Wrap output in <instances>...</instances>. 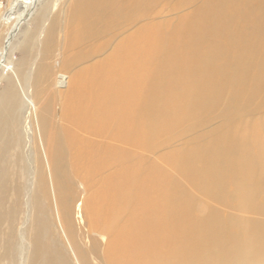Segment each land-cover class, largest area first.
Returning <instances> with one entry per match:
<instances>
[{"label": "bare ground", "instance_id": "6f19581e", "mask_svg": "<svg viewBox=\"0 0 264 264\" xmlns=\"http://www.w3.org/2000/svg\"><path fill=\"white\" fill-rule=\"evenodd\" d=\"M32 1L17 0L18 19ZM189 1L67 0L57 41L52 18L28 86L35 181L24 264H89L74 242L77 177L89 191V251L103 264H264V0H200L174 26L148 22L155 6ZM6 80L0 262L22 219L25 170L23 100ZM173 139L182 143L159 157L165 166L131 150Z\"/></svg>", "mask_w": 264, "mask_h": 264}, {"label": "rangeland", "instance_id": "374dc122", "mask_svg": "<svg viewBox=\"0 0 264 264\" xmlns=\"http://www.w3.org/2000/svg\"><path fill=\"white\" fill-rule=\"evenodd\" d=\"M66 1L67 0H33L29 5V7L26 8L25 12L22 13V16L18 19L17 16L19 10L21 11L22 9L18 8L17 0H0V56L2 52V47L3 48L6 47V52H7V53L5 52L6 59L0 60V89L4 88V86L7 84L6 78L8 76L10 77V80L15 83L16 88L19 90V95L23 100L22 106L20 108L21 127H22L21 130H22V134L25 136L24 156L22 154V158L20 160L21 167L25 168L22 174V179L24 184H23V190L20 192L21 205L19 207V214L22 219L19 220V222H17V216H15L16 219L14 221V230L12 232V236L10 239L11 250H10L9 260L4 259L2 262H0V264L1 263L24 264L23 262L26 260L28 242L25 239V237H23V233H24L23 229H25L24 227H26L27 225L26 220H27V215L31 200L30 191L31 189H34V181H35L32 165L28 160L29 159L28 150L30 149L29 135L31 134L30 123H29L31 119V105L27 99L31 92V88L28 86L30 84V79L32 77L34 67L41 60V52H40V47H42L41 43L45 35V31L49 23H51L52 18L54 19V22H52L54 27L53 28L54 40L57 41L60 38V35L62 33L63 12L65 9L64 3ZM199 2L200 0H191L179 6L178 5L172 6V4L157 5L152 10L153 12L151 11V14L148 18L149 20L148 22L151 23L152 27H156L158 25L174 26L178 22L179 18L187 15L193 8H195L197 3L199 4ZM46 4L49 5L51 9L49 8V10L46 13H44V15H40L41 7ZM139 23L140 22H137L135 24V27L138 26ZM8 32H11L12 35L9 40V43H6ZM26 40L32 42V44L29 45L28 43L25 42ZM59 54L60 51H58L57 49L54 50L52 59L50 60L52 77H54L53 75H55V73L58 70L57 68L59 63ZM45 83L42 82L41 83L42 85L40 86L42 87L43 85H45ZM21 86L25 87L24 88V93L26 94L25 96L21 90L22 89ZM40 86L37 89L41 88ZM37 89L35 88V90ZM104 140L106 142L110 141L111 145H114L117 148L126 147L124 143H121L118 140H110L109 138H106ZM180 143H182L181 139H173L168 146L157 147L156 149L153 150H147L140 145L132 146L131 150L136 158L138 155L143 156V159L141 158L142 163L140 161L141 164H145V165L149 164L148 161H150V164L151 162L152 164L153 163L159 164L161 162L159 157L163 153H166L168 150H173L176 147L180 146ZM161 163L163 164V165L161 164L162 166H165L164 162ZM28 167H30V169ZM44 177H45L44 168H42V170L38 175V180L41 181V179H43ZM74 187L78 194L72 212L73 225L75 228L74 230L75 245L79 249L86 251L87 254L86 256L89 264H103V262L100 261V258L98 256L99 251L96 250H95L96 252L89 251L90 243L87 236V234L89 233L86 232L87 227L84 225V223L86 222L84 220V213L81 207V203H82V199L85 198L86 193L89 191L84 190L85 193L82 191V188L84 189L85 184L79 177H77V180H75ZM37 193L39 194V196H41L40 194H42L41 192H37ZM51 210H53V208ZM56 219L57 221H59L58 216L56 217ZM90 237L96 238L94 234H92V236L90 235ZM96 245H97L96 249L99 250L98 248L101 245L100 242L98 241ZM67 252L69 257L72 259V255L70 251L67 250ZM13 259L15 260V262Z\"/></svg>", "mask_w": 264, "mask_h": 264}]
</instances>
